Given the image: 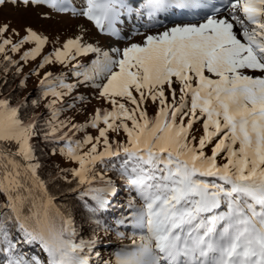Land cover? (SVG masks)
I'll list each match as a JSON object with an SVG mask.
<instances>
[{
    "label": "snow or ice",
    "instance_id": "snow-or-ice-1",
    "mask_svg": "<svg viewBox=\"0 0 264 264\" xmlns=\"http://www.w3.org/2000/svg\"><path fill=\"white\" fill-rule=\"evenodd\" d=\"M5 3L124 45L0 25V264H99L122 190L115 225L138 235L104 264H264V0ZM178 10L200 19L162 22ZM57 155L68 164H45Z\"/></svg>",
    "mask_w": 264,
    "mask_h": 264
},
{
    "label": "rangeland",
    "instance_id": "rangeland-1",
    "mask_svg": "<svg viewBox=\"0 0 264 264\" xmlns=\"http://www.w3.org/2000/svg\"><path fill=\"white\" fill-rule=\"evenodd\" d=\"M72 3L79 7L81 0H72ZM44 13H48L51 18H46ZM167 17L166 19L164 17ZM161 19L164 24H172V23H180V22H195L200 19L199 15H193L191 13H186L184 15L179 14V10L176 14H161ZM147 18L144 19L143 23H147ZM8 23L9 24V32L11 29L15 28L20 35L24 34L25 27H31L33 30L37 31L39 34L46 35L49 37V40H56V46H60L63 41L69 37H73L80 33L81 29L87 30L88 37H95V40H91L90 42L98 41L102 46L108 43H111L112 46L115 47H122L124 45V41L117 42L115 38H109L104 35H101L97 32L94 26L83 19L82 17H74L71 13H56L52 12L47 6L39 5L33 6L29 4L28 6H24L18 4L17 6H13L11 3H5L3 7H0V25ZM141 32H144L145 29L143 27L140 28ZM8 33H6L7 35ZM127 30L125 31V35H127ZM136 39H140V37H136ZM32 45H25V47H31ZM52 44L45 45L44 51L47 52L51 50ZM14 58H18L15 56ZM35 61H32L25 67V71L28 70V67L35 66ZM59 68L60 66L57 65ZM74 79V78H73ZM36 84L37 79L36 77H29L27 82V88L20 91L19 95L24 96L27 93H31L29 96L30 98L35 97L36 95ZM80 92H84L88 94V90L84 88L79 89ZM94 95V94H93ZM30 100V99H29ZM101 106V103L95 99H91V102L88 104V112H91L93 108ZM151 111V109H150ZM71 113H65L64 115H69ZM88 113H77L75 114V120L77 122H83ZM63 118V116L61 117ZM197 127H200L197 125ZM91 131V129H89ZM78 136H82V133L77 134ZM40 147H44L43 144H40ZM51 159L55 164L60 166H65L68 164L67 161L63 160L60 156H49L46 157V160ZM119 183V182H118ZM123 192V191H121ZM125 197V195H124ZM122 195H117L113 200H117L120 202L125 201ZM113 210H110L109 214H111L112 221H116L120 215ZM122 228L121 230L117 231V235L114 237L112 234L108 233L107 236L105 235L102 237V242L100 246L104 245H114L119 251L121 247L124 245L131 244V240L135 235L138 233L132 227L128 225L119 226ZM99 234V233H98ZM104 244V245H103ZM113 257L108 255L107 260H111ZM106 260V261H107ZM102 262L99 260V263Z\"/></svg>",
    "mask_w": 264,
    "mask_h": 264
},
{
    "label": "trees",
    "instance_id": "trees-1",
    "mask_svg": "<svg viewBox=\"0 0 264 264\" xmlns=\"http://www.w3.org/2000/svg\"><path fill=\"white\" fill-rule=\"evenodd\" d=\"M29 99H31V98L29 97ZM42 148H44V147H42ZM45 151H47V149H45ZM44 162H45V164H47L49 166H51V165H57L51 159L46 160V158H45ZM119 195H122L124 197V193L123 192H121ZM70 199H71V197H70ZM124 199L126 200V197H124ZM124 202L125 201L120 202V201H117V200H112V202H111L112 207L110 208V210H113L114 212L116 211L118 213V215H120V217L121 216H126L127 213H128V210H127L126 205H125ZM109 211L107 212L106 215H104L102 217V219L107 220L110 224L113 225V229L109 233L112 234L115 237L117 235V231L118 230H121L122 231V228L115 225V221L114 220L112 221L111 214H109L110 213ZM83 216H84V212L81 209L78 208L77 209V220L78 221L81 220L83 218ZM128 226L131 227L130 225H128ZM84 234L85 235L88 234L87 228H85ZM98 235L103 236L105 234L103 232H99ZM25 250L27 251L28 249L26 248ZM117 250L118 249L116 247H114V245H111V244L110 245H104V246H102V245L100 246L99 245L96 248V251L100 253V257H101L100 260L102 261L99 264H104V261H106L108 259V255L110 257H113L114 258V254L117 252ZM32 251H37V249H32ZM94 260H95V256H94Z\"/></svg>",
    "mask_w": 264,
    "mask_h": 264
}]
</instances>
